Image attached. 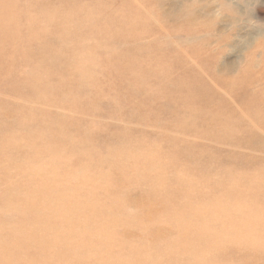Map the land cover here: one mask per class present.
Returning <instances> with one entry per match:
<instances>
[{"label": "rangeland", "instance_id": "obj_1", "mask_svg": "<svg viewBox=\"0 0 264 264\" xmlns=\"http://www.w3.org/2000/svg\"><path fill=\"white\" fill-rule=\"evenodd\" d=\"M53 1L63 4L51 8ZM191 1L162 0L164 18L156 19L153 3L138 0H0V37L6 52L16 50L7 53L13 65L0 71V120L9 124L0 129V264H264V216L257 218L264 214V144L244 143H264V111L253 109L264 106V54L251 50L264 37V0ZM112 16L130 19L128 26L147 17L150 29H162L120 30ZM186 18L196 34L184 31ZM107 19L117 37H106ZM175 24L182 26L176 34ZM71 28L106 37L101 54L79 50L82 61L96 60L89 69L80 66L69 79L48 60H57L56 48H36L47 68L33 83L37 98L7 91L32 66L34 56L23 50L34 34L58 38ZM69 47L66 40L62 49ZM19 57L29 62L15 65ZM218 73L227 84L213 79ZM91 98L107 100L100 111L122 107L129 117L97 116L86 109ZM222 106L234 112L231 120L217 112ZM187 109L200 114L186 119ZM191 123L192 130L181 127ZM223 214H242V226L262 237L253 247L245 236L239 244L225 238L227 248L239 249L196 258L203 249L187 250L199 241L185 229L202 227L206 243L220 240L212 222Z\"/></svg>", "mask_w": 264, "mask_h": 264}, {"label": "bare ground", "instance_id": "obj_2", "mask_svg": "<svg viewBox=\"0 0 264 264\" xmlns=\"http://www.w3.org/2000/svg\"><path fill=\"white\" fill-rule=\"evenodd\" d=\"M60 1H63V0H60ZM86 1V0H85ZM161 1L162 0H138V2H141L143 4H151L153 3L154 5V13H155V18H164L163 17V13L161 11ZM166 1V0H165ZM191 1V0H189ZM198 1V0H196ZM225 1V0H224ZM98 2V1H97ZM116 2V1H115ZM114 2V3H115ZM120 2H123L124 4H126L127 0H120ZM192 2V1H191ZM194 2V1H193ZM192 2V3H193ZM207 2V1H206ZM223 2V1H222ZM199 3V2H198ZM202 3V2H201ZM63 4V3H61ZM61 4H58L57 2L53 1V4L51 6L52 7H55V6H59ZM196 4V2L194 3ZM76 5H81L80 3H76ZM102 5V3L100 4ZM115 5V4H114ZM113 5V6H114ZM121 5V4H120ZM185 5V4H184ZM187 5V4H186ZM205 5V3H204ZM211 5V4H210ZM135 6V5H134ZM203 6V5H202ZM226 6V5H225ZM99 7V6H98ZM137 7V6H136ZM187 7V6H185ZM188 11L185 12L187 13V16L186 17H189L191 12H194V10H196L195 8V5H192V6H188ZM97 8V7H96ZM208 8V7H207ZM101 9V8H100ZM103 9V7H102ZM117 9V8H116ZM131 9H135L131 4H129V11ZM137 10V9H136ZM202 10V9H201ZM204 10V9H203ZM208 10V9H207ZM207 10H205V14L208 15V12ZM82 11V10H81ZM101 11V10H100ZM139 12H137L138 14L141 13V11L138 9ZM70 12H72V15L74 16V12L73 10H71ZM98 12V11H97ZM203 12V11H202ZM180 13V11H179ZM235 13V12H234ZM237 13V12H236ZM90 14V13H89ZM86 16L85 14L82 16H80L81 19H86L87 21H89V18L92 19V16L93 15H90L89 16ZM144 14V13H143ZM142 15V14H141ZM145 15V14H144ZM144 15H142L143 17H145ZM199 15V14H197ZM180 16V15H179ZM182 16V15H181ZM195 16V15H194ZM71 16H67V20L70 18ZM75 17V16H74ZM74 17H71L70 21L71 22H74ZM113 17V20L117 23V28H119L120 30H124V31H128L130 32L131 31V28L132 26H134L135 28L137 29H134L135 31H137L138 33L141 32L143 33V35H146L150 32V35L152 33V31H154L155 33H157V29L158 30H161L162 28L158 27L156 24L153 25V27L150 29V27L152 26V23L147 20V17L143 19H137V22L136 24H132V26H128L129 23H127L128 21H131L130 19H126V18H121V17H116V16H112ZM193 17V16H192ZM205 17V16H204ZM198 18V17H197ZM202 18V17H201ZM194 19V18H193ZM206 19V18H205ZM204 19V20H205ZM84 20V21H86ZM211 20V19H210ZM161 21V20H160ZM188 21H190L189 18H186V20H184V24H185V28L184 31L189 35V34H196L198 31H197V28H195V26H191V23L188 24ZM209 21V20H208ZM164 22V21H163ZM192 22V21H191ZM211 22V21H210ZM214 23V22H213ZM56 28L58 27L59 23L58 22H55L54 23ZM106 24V37H110L111 34L113 33H116V36L117 37L120 33L118 32V29L116 27H114V25L110 22L109 19H107V22L105 23ZM195 24V23H193ZM209 24V23H208ZM157 27V28H156ZM200 27V26H199ZM209 27V26H208ZM212 28V26H211ZM182 29V26L180 24H175L173 27H172V32L171 33H175L178 32L179 30L181 31ZM210 29V28H209ZM203 30V29H202ZM208 30V29H207ZM258 30V29H257ZM261 30H262V27H261ZM59 32H62V30H57ZM204 31V30H203ZM160 32V31H159ZM201 32V31H200ZM205 32V31H204ZM119 33V34H118ZM146 33V34H145ZM209 34V33H208ZM162 36V34H160ZM35 36H39L40 38H37ZM53 35H47V34H34V37H32L33 39L31 40H34L35 42H31V45L29 47H26L23 52L27 53V58L30 60V56L33 55L34 56V59L32 61V66L28 67V71L26 72V76H22L20 77L18 80H16L15 82L14 81H11L10 84H9V88H6L7 91H10L11 93L15 94L16 96L18 97H24L25 101H30L32 98H37L36 97V93H37V89H36V86L33 85V83L37 82V84L39 82H41V79L38 78V75L39 74H43L44 71L47 69V68H42V66L45 64V62H42L41 60L38 59V52L36 50L37 49H48V48H51V47H54L57 49V51L60 52L57 60H53L52 58H49V62L51 63L52 66H55L56 68H61L62 69H67L69 72H70V75H72L71 77L68 76L69 79H72L73 78V75L75 74H72L71 71H75L74 69L80 67V66H83V69H89L90 68V63H94V58H91L92 61H89L87 60L88 58H86L84 61L81 60V58H79V50L84 48L85 50L89 51V54L91 55H94L95 53H102L103 51L101 49L105 48V42L103 39H105V35L102 39H98L97 36L95 35H90V33L88 32L87 28H84V29H65L64 33L62 35H58L57 37L58 38H55V37H52ZM159 36V35H158ZM263 36V35H262ZM59 37H65V38H59ZM160 37V36H159ZM130 38L132 39H135L134 36H130ZM141 38V37H139ZM156 38V36H155ZM226 38V37H225ZM264 38V37H263ZM262 38V40H260V42L252 45V48L251 50H254V51H258L259 54H261L260 52H263L264 54V39ZM114 38H112L113 40ZM142 39V38H141ZM66 40H69L70 41V47L65 51L62 49V45L63 43L66 41ZM159 41V40H158ZM207 43V42H206ZM219 44V43H218ZM247 44V43H246ZM208 45V43L206 44ZM223 44H221L222 46ZM248 45V44H247ZM250 45V44H249ZM220 46V44H219ZM0 50H1V53H2V58H0V71L2 70L1 68L3 67H9L10 65H13L12 64V61L10 62V58L7 57V53H9L10 55L14 54V52L16 51L14 48H11L8 50V52H6L5 48L4 47V42H3V38L0 37ZM247 47V46H245ZM249 47V46H248ZM251 47V46H250ZM249 47V48H250ZM24 47H21V49H23ZM101 48V49H100ZM250 50V51H251ZM260 51V52H259ZM77 54V55H76ZM98 55L97 56V60L100 59V56L101 55ZM155 59H157V57H153ZM256 58V57H255ZM27 59V61L29 62V60ZM150 60V58H148ZM254 59V58H253ZM255 60V59H254ZM258 60V59H256ZM16 61H18L20 64H24L25 62V65L27 64V61L25 59H23L22 57H19L18 59H15V65H16ZM99 62V61H98ZM102 62V61H100ZM99 62V64H100ZM155 62V60H154ZM256 62V61H255ZM261 62V61H260ZM257 63V62H256ZM254 64V63H253ZM255 65V64H254ZM121 66L122 65H118L117 68L114 70V71H119L121 70ZM219 71V69H218ZM34 73L37 75L36 78L32 79ZM55 77L54 73L51 72ZM230 73V72H229ZM219 75H215L214 76V80H218L219 79V82L223 85L227 84V83H224V82H221V81H224L223 79L220 80V78H217L218 76H221V73H218ZM77 75V74H76ZM118 75V74H117ZM223 75V74H222ZM120 76V75H118ZM81 78V76H77L76 79H79ZM21 79V80H20ZM225 79V78H224ZM21 81V82H18V81ZM45 80V78H44ZM192 80L198 82L200 80L199 77L196 76V74H192ZM231 81V80H230ZM250 79H248L246 81V83H250ZM255 82L256 81V78L254 79ZM204 82V81H203ZM22 83V85H21ZM254 83V82H253ZM251 83V84H253ZM206 84V83H205ZM27 87H30L31 88V92L29 91H26L25 89ZM5 89V90H6ZM236 91V90H235ZM234 91V92H235ZM240 93H243L244 95H246L245 97L248 96V94L246 92H237L235 94V96H238ZM29 98V99H28ZM250 98H254L253 97V94L250 93ZM249 98V99H250ZM34 100V99H33ZM85 103L89 105L90 108H86V109H89L92 112H96V115L98 116L99 114L100 115H104L103 113H109L110 115H116L118 113L120 114H123L125 117H129V114L126 113L124 111V108L122 107H118V108H115V107H110L111 110H104V111H100L101 108H99V106H104L106 105L105 101H107L106 99L104 100H99V99H85ZM101 102V103H100ZM247 103V102H246ZM263 103H264V100H263ZM252 104V103H250ZM212 106V105H211ZM214 107V106H213ZM253 108V106H252ZM254 111H256L255 114H258L259 112L261 111H264V106H263V110H258L256 107L253 108ZM89 110H88V114H89ZM247 112H251L252 109L249 107L246 109ZM186 119H190L196 115H199L200 112L197 111V110H191V109H187L186 111ZM217 112H225V113H222L224 114V117H227V118H230V120L232 119V114L234 113L233 111H229L226 107L222 106V109L220 110H217ZM116 113V114H114ZM254 113V112H253ZM252 113V114H253ZM251 114V115H252ZM218 115V113H217ZM254 115V114H253ZM6 116V115H4ZM255 116V115H254ZM253 117V116H252ZM146 120L152 122V120H150L149 118L145 117ZM254 119L256 120V122H258L259 119H257L256 117H254ZM264 119V118H263ZM261 120L262 122L259 123L261 127L264 128V120ZM3 126H6L8 127L9 124L8 122H4V121H1L0 120V129H3L4 127ZM246 126V125H245ZM243 125V128L245 127ZM182 128H185L187 130H192L194 127H193V123L189 124V125H185V126H181ZM246 128V127H245ZM256 134H252V136H254ZM244 143L248 144L249 147H260L261 145H257V144H264L260 139H252V137L250 138H246V140L244 141ZM242 144V143H241ZM241 212H242V209H240ZM238 213V210L236 211ZM223 215H227V214H223ZM221 215V216H223ZM249 217H251V220L252 218H256V216L254 214H247ZM242 214H234L232 216L230 215H227V218L225 220L222 221H218V220H215L212 222V227L213 229H216L218 230L219 232V237H220V240H216V241H211L209 243H206L204 241L201 240V233L200 231L202 230L201 228L202 227H197L195 228V226L193 227H189V228H186L185 231H189L191 230L192 233L191 235H193V240H195V242L198 240L199 243L198 245L196 244H190V245H185V248H187L188 251H194V250H197V249H203V251H201L200 253L196 254V258L198 257L199 259L201 258H204V257H212V258H216V257H219L220 254L222 253L223 255L226 254L227 255V252L225 251L224 247L226 248V250L228 251V248L229 249H232L233 251H237V249H239L238 246H232V247H226L225 244L223 243L224 239L225 238H231L232 240H234L235 242L234 243H243L242 240V237H244V241L250 245V246H255L254 244H251V242H254L253 240L258 238V237H262V234H258V232L255 230V229H247L245 227L242 226ZM246 217V215H244ZM261 216H264V214H258L257 215V218H261ZM241 217V218H240ZM250 220V221H251ZM256 221V219L254 220ZM252 221V222H254ZM108 224V223H107ZM219 225H222L223 226V229H220L218 228L217 226ZM226 229H228L227 231H225ZM239 232V234H237ZM218 237V238H219ZM117 241V240H116ZM255 243V242H254ZM262 243V242H260ZM258 243V244H260ZM45 244V242L43 243ZM256 246H258L256 244ZM213 250L214 253L213 254ZM211 253V254H210ZM229 254V253H228ZM195 258V257H194ZM139 262V260H138ZM132 263V262H131Z\"/></svg>", "mask_w": 264, "mask_h": 264}]
</instances>
